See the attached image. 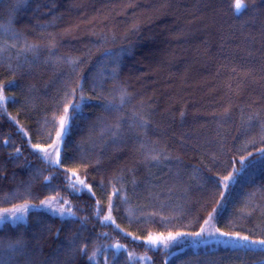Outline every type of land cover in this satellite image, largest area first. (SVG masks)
Returning a JSON list of instances; mask_svg holds the SVG:
<instances>
[{"label": "trees", "instance_id": "obj_1", "mask_svg": "<svg viewBox=\"0 0 264 264\" xmlns=\"http://www.w3.org/2000/svg\"><path fill=\"white\" fill-rule=\"evenodd\" d=\"M240 2L0 0V207L74 214L3 222L0 264H264V0ZM211 214L226 240L146 241Z\"/></svg>", "mask_w": 264, "mask_h": 264}, {"label": "rangeland", "instance_id": "obj_2", "mask_svg": "<svg viewBox=\"0 0 264 264\" xmlns=\"http://www.w3.org/2000/svg\"><path fill=\"white\" fill-rule=\"evenodd\" d=\"M0 100H3V96L1 95V93ZM67 125L68 115L67 113H65V115H63L58 121V128L52 142L47 146L38 147L41 156L52 164L60 165V150L62 138L66 132ZM75 177L77 178L76 180L78 182L82 181V184L87 187L82 179H80L77 175ZM31 209H44L52 214H56L62 217L74 215L72 206L67 199H61L58 196L51 195L44 197L36 203L23 201L11 206L0 207V225L5 221L13 223L24 221L26 219L28 211ZM220 232L221 231H219V229L215 226L213 214H211L204 222L201 229L194 234L172 233L163 235L152 233L146 238V241L154 247L161 246L163 248H168V246L173 244L174 241L185 238H189L194 242L226 240L225 236ZM197 233H199V235H197ZM142 262H146V257H143Z\"/></svg>", "mask_w": 264, "mask_h": 264}, {"label": "snow or ice", "instance_id": "obj_3", "mask_svg": "<svg viewBox=\"0 0 264 264\" xmlns=\"http://www.w3.org/2000/svg\"><path fill=\"white\" fill-rule=\"evenodd\" d=\"M245 7H246V5H243L240 2V0H236V3L234 4V10L236 12L242 11V9L245 8ZM62 126H63V122H62ZM262 151H264V150H262ZM81 183H82V181H81ZM202 231H203V229H202ZM197 235H199V233H197ZM243 239L247 240L248 238L247 237H243ZM259 243L264 244V241H260Z\"/></svg>", "mask_w": 264, "mask_h": 264}]
</instances>
